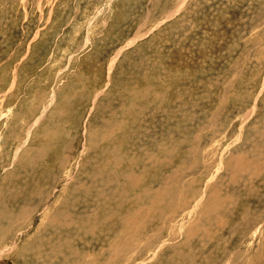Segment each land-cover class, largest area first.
Wrapping results in <instances>:
<instances>
[{"label":"rangeland","instance_id":"rangeland-1","mask_svg":"<svg viewBox=\"0 0 264 264\" xmlns=\"http://www.w3.org/2000/svg\"><path fill=\"white\" fill-rule=\"evenodd\" d=\"M1 235L264 264V0H0Z\"/></svg>","mask_w":264,"mask_h":264},{"label":"bare ground","instance_id":"bare-ground-1","mask_svg":"<svg viewBox=\"0 0 264 264\" xmlns=\"http://www.w3.org/2000/svg\"><path fill=\"white\" fill-rule=\"evenodd\" d=\"M22 144H23V142H22ZM20 145V146H23V145ZM27 144V143H26ZM43 145V144H42ZM53 147V146H52ZM31 148V147H30ZM29 148V149H30ZM47 148V147H46ZM35 149V148H34ZM41 149V148H40ZM40 149H38V151L40 150ZM22 150V149H21ZM33 150V149H32ZM47 150V149H46ZM26 151V150H25ZM62 151V150H61ZM40 152V151H39ZM43 153V152H42ZM16 154V153H15ZM24 154H25V152H24ZM28 154V153H27ZM40 155V154H39ZM47 155V154H46ZM18 156V155H17ZM33 156V155H32ZM13 158V157H12ZM15 158H17V157H15ZM32 158V157H31ZM60 158V157H59ZM66 158V157H65ZM71 158H73V157H71ZM24 159H26V158H24ZM47 159V158H46ZM68 159H69V157H68ZM64 163V162H63ZM12 165V164H11ZM34 165V164H33ZM41 165V164H40ZM66 165V164H65ZM21 166V165H20ZM31 166V165H30ZM46 166H47V164H46ZM40 167V166H39ZM39 169V168H38ZM37 169V170H38ZM44 170V169H43ZM42 170V171H43ZM45 172H46V170H44ZM40 172V171H39ZM44 173V172H43ZM37 174V173H36ZM80 174V173H79ZM34 180V179H33ZM65 180H66V178H65ZM72 180V179H71ZM37 182V181H36ZM67 183V182H66ZM31 184H34V183H31ZM36 185H37V183H36ZM29 187V186H28ZM27 187V188H28ZM69 189V188H68ZM64 190V189H63ZM3 191V190H2ZM11 191V190H10ZM53 191V190H52ZM90 191V190H89ZM15 193V192H14ZM35 194V193H34ZM156 195V194H155ZM46 198H48V197H46ZM66 202V201H65ZM108 202V201H107ZM2 203H4V202H2ZM50 203V202H49ZM49 205V204H48ZM76 205V204H75ZM62 206V205H61ZM58 207V206H57ZM30 209V208H29ZM24 211V210H23ZM69 211V210H68ZM75 212V211H74ZM113 212V211H112ZM27 213V212H26ZM58 215V214H57ZM107 215V214H106ZM112 215V214H111ZM21 216V215H20ZM70 216V215H69ZM95 217V216H94ZM53 219V218H52ZM55 220V219H54ZM104 220H105V218H104ZM97 221V220H96ZM101 221H103V220H101ZM107 221V220H106ZM95 223H97V222H95ZM94 223V224H95ZM107 223H109V222H107ZM125 224V223H124ZM116 225V224H115ZM5 226V225H4ZM98 226H99V224H98ZM125 226V225H124ZM122 227V226H121ZM60 228V227H59ZM67 228V227H66ZM65 228V229H66ZM91 228V227H90ZM93 228H94V225H93ZM96 228V227H95ZM95 228H94V230H95ZM99 228V227H98ZM98 228H96V229H98ZM110 228L112 229L113 227H111V225H110ZM124 229V228H123ZM91 230H93L92 228H91ZM91 230H89V231H91ZM19 231V230H18ZM21 231V230H20ZM23 231V230H22ZM55 231V230H54ZM85 231V230H84ZM106 231V230H105ZM107 231H108V229H107ZM60 231H58V233H59ZM61 232H63V231H61ZM60 232V233H61ZM21 232H19V234H20ZM53 233V232H52ZM69 233V232H68ZM67 233V234H68ZM78 233V232H77ZM92 233H94V232H92ZM92 233L91 234H89V235H92ZM110 233V232H109ZM4 234V233H3ZM22 234V233H21ZM49 234H51V233H49ZM53 234H55V233H53ZM79 234H81V233H79ZM86 234H88V233H86ZM98 234V233H97ZM24 235V234H23ZM66 235V234H65ZM96 235V234H95ZM99 235V237H101L100 236V234H98ZM111 235V234H110ZM18 236V235H17ZM47 236V235H46ZM56 236H58V235H56ZM73 236V235H72ZM75 236H77V235H75ZM80 236V235H79ZM78 236V237H79ZM112 236V235H111ZM1 238L2 237H4V235H1L0 236ZM12 237V236H11ZM61 237V236H60ZM62 237H65V236H62ZM80 237H82V235L80 236ZM6 238V237H5ZM9 238V237H8ZM55 238H58V237H55ZM72 238H74V237H72ZM83 238H85V237H83ZM112 238V237H111ZM52 239V238H51ZM54 239V238H53ZM66 239V238H65ZM97 240H98V238H96ZM114 239V238H113ZM46 240H47V238H46ZM63 240V239H62ZM62 240H60V241H62ZM68 240V239H67ZM92 240V239H91ZM91 240H89V241H91ZM97 240H95V241H97ZM115 240H117V239H115ZM35 241V240H34ZM37 241V240H36ZM41 242L39 243L38 242V244L35 246V247H31L32 245H33V243H32V241L30 240V242L32 243V245L31 246H29V245H27L28 247L27 248H23V251H22V254H21V256H24V257H27V255H31L32 254V256L30 257V258H26V259H22V263L21 264H24V262L23 261H25V262H29V264H38V263H41V262H39V260L40 259H42V258H44L48 263H50V264H54L55 262H56V264L58 263V264H67V261L69 260V258H67V259H65L64 257H61L60 259H59V257H58V259H57V257L55 256V254L57 255V252H55L54 253V250L55 249H53V247H50L51 245H49V249H46V250H48V253H45V250H44V244L46 243V241H42V240H40ZM52 241V240H51ZM84 241V240H83ZM87 241V240H86ZM89 241H88V243H89ZM95 241H91L92 243L93 242H95ZM101 241V240H100ZM48 242H49V238H48ZM52 242H54V241H52ZM51 242V243H52ZM59 242V241H58ZM115 242V241H114ZM114 242H112L111 244H114ZM34 243H37V242H34ZM60 243V242H59ZM68 243V242H67ZM72 243H74V241H72ZM92 243H90V244H92ZM129 243V242H128ZM3 244V243H2ZM65 244H66V242H65ZM64 244V245H65ZM71 244V243H70ZM83 244V243H82ZM86 244V243H85ZM58 245V244H57ZM107 245V244H106ZM115 245V244H114ZM114 245H112V246H114ZM79 246V245H78ZM90 246H92V245H90ZM15 247V246H14ZM46 247V246H45ZM86 247V246H85ZM94 247H96V245L94 246ZM116 247V246H115ZM115 247H113V248H115ZM48 248V247H47ZM55 248H57V247H55ZM59 248H61V247H59ZM112 248V247H111ZM110 248V249H111ZM112 248V249H113ZM58 249V248H57ZM88 249H91L90 247L88 248ZM111 249V250H112ZM72 250H73V248H72ZM115 250H117L116 248H115ZM121 250V249H120ZM19 251V250H18ZM71 251V250H70ZM6 252V251H5ZM4 252V253H5ZM14 252V251H13ZM73 252V251H72ZM85 252H87V251H85ZM85 252H84V254H85ZM21 253V252H20ZM30 253V254H29ZM82 253V252H81ZM110 254H109V257H111V260L109 259L108 261H106V262H104V263H107V264H115L114 262H115V257H114V255L113 254H115V253H112L111 251L109 252ZM18 254H19V252H18ZM83 254V253H82ZM11 255H13V254H11ZM67 255H71L70 254V252L67 254ZM67 255H65V257L67 256ZM74 255V254H73ZM72 255V256H73ZM88 255V254H87ZM91 255V254H90ZM0 256L2 257V252H0ZM58 256V255H57ZM86 256V255H85ZM94 256V255H93ZM178 256V255H177ZM4 257V256H3ZM76 257V256H75ZM96 257V256H95ZM124 257V256H123ZM20 258V257H19ZM73 258V257H72ZM126 258V257H125ZM170 258H172V257H170ZM84 259V258H83ZM90 259V258H89ZM72 260V259H71ZM107 260V259H106ZM180 260V259H179ZM42 261H44V260H42ZM52 261H54V262H52ZM78 260L76 259V262H77ZM101 261V260H100ZM119 261V260H118ZM126 261V259L124 260V262ZM83 261L81 260V262L79 263V264H81ZM85 262V261H84ZM98 262V261H97ZM48 263H46V264H48ZM96 263V262H95ZM94 263V264H95ZM182 263V262H181ZM41 264H43V263H41ZM75 264H78V263H75ZM82 264H93V262L91 261V259L88 261V262H86V263H82ZM177 264V263H176ZM179 264V263H178Z\"/></svg>","mask_w":264,"mask_h":264}]
</instances>
